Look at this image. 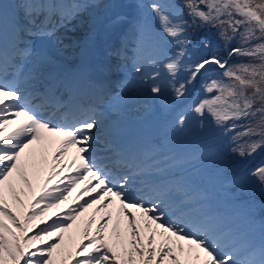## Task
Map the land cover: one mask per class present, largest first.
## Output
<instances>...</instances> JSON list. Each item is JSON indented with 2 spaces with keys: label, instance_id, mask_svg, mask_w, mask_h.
I'll return each instance as SVG.
<instances>
[{
  "label": "snow or ice",
  "instance_id": "snow-or-ice-1",
  "mask_svg": "<svg viewBox=\"0 0 264 264\" xmlns=\"http://www.w3.org/2000/svg\"><path fill=\"white\" fill-rule=\"evenodd\" d=\"M137 7L142 15L135 29L134 69L148 93L154 98L167 95L178 102L200 79L201 95L188 108L201 118V126L207 119L223 134L234 133L231 151L242 157L264 148V0H181L179 4L139 0ZM145 8L154 25L145 19ZM78 11L79 5L56 0H19L9 21L0 2V264H64L65 260L68 264H264V203L249 205V222L259 221L260 241L244 240L243 234L201 202L203 196L192 197V188L171 172L182 167L183 161L168 156L153 160L154 149L142 159L126 152L103 129L93 106L65 99L64 93L70 96L75 87L68 73L52 69L50 57L44 54L31 59L33 47L28 37L53 36L56 28L75 18ZM122 19L117 16L110 25H118ZM189 28L215 29L225 47L236 46L227 52L228 59L213 52L185 63L192 47ZM9 38L11 54L5 47ZM168 44L179 50L165 54ZM200 46L209 49L212 43L205 36ZM233 57L236 60L229 63ZM145 65L150 72L144 70ZM13 123L16 126L8 131ZM186 123V115L178 113V126ZM34 143L40 145L35 152L31 150ZM53 143L57 147L51 170L28 205L31 211L14 214L6 193L15 204L23 206V201L16 194L13 176L32 190L28 168L34 169L33 179H38L46 163V146ZM69 147L76 152L68 165H75V175L64 187L49 189L53 176L58 175L54 170ZM26 149L29 152L22 155ZM249 175L264 191V163ZM88 178L97 186L90 189L86 185L76 199L91 191L96 192L95 197L69 207L50 224L42 221L45 226L28 235L37 227L35 220L67 200L76 183ZM234 186L239 188V183ZM41 203L43 208L38 207ZM113 203L115 219L108 211L98 221L94 217L87 220L82 229L86 244L81 240L69 248L58 243L76 219L74 213L93 204L98 205L96 211L107 209ZM53 239L57 242L48 243Z\"/></svg>",
  "mask_w": 264,
  "mask_h": 264
},
{
  "label": "rangeland",
  "instance_id": "rangeland-1",
  "mask_svg": "<svg viewBox=\"0 0 264 264\" xmlns=\"http://www.w3.org/2000/svg\"><path fill=\"white\" fill-rule=\"evenodd\" d=\"M63 2L67 3L68 0H56V2ZM83 3L78 4L79 5V11L77 14L80 16H84V21L81 23L82 30L80 32L74 31L72 29L73 22L68 23L67 25L63 27H59L56 31V34L51 37H45V38H37L35 41V46L33 49V57L31 59H35V56L37 54H44L47 57H50L52 64L51 68H55L58 66L64 67L65 69H69L75 66H78L80 54L83 56L86 51L88 50L87 41L89 39L90 33L94 30V28H101V19L104 17V13L102 12L106 8H110L108 11L110 14L115 15L116 17L120 15L123 19L118 25H115L114 27V34L115 30L121 26L122 24H127L128 31L126 30V36L127 41L130 42L129 50H132V54L128 56L129 60L123 62L122 66H119L116 71L113 73H110L113 75L117 83L112 84L114 89V94L110 97L109 101L104 103L105 106L108 107L107 110L102 111L100 114H102V118H98L103 125L107 124L110 120L108 118H114L121 121H140V123H144V117L149 115L150 118L155 120V125L158 123L164 122V126H162L156 133L155 138L162 137L159 139V141H154L151 137L146 144L142 145V149L138 152L137 156L138 158H143L144 154L146 152H151L153 149L156 151V155L153 157V160H160L162 157L168 156L173 157L177 160L183 161V165L180 168H174L171 170V172L176 173L179 175L185 183H187L191 188L192 191L190 192V195L194 198L199 199L201 196L204 197V199L201 201L205 206H215V208L211 209L209 207L210 211H213L214 213H217V204H220L219 201L217 204L214 200H211L209 195L210 187L206 188L203 191H193L194 187L199 186L204 183L208 179V173H218L215 168L216 165H213L211 163L202 166L200 168H195L190 171H186L189 168V165L193 163H201L202 160L205 158V155L212 153L214 151L219 150V148L222 146L223 143H225V148L231 147V135L228 134L225 135L221 131H218L216 133L213 132V129H211L208 126L209 120L204 119L203 120V127L202 129L205 130V134L200 133V131H196L197 129V123H202V120L200 121L199 118L192 113L188 106L194 102L198 97L201 95V89H200V79L199 82L197 81L195 88L192 89L190 93V97L184 103V105L179 106L177 108L173 107V109L167 113V107L170 104L169 101H171L170 97L167 95L159 98L152 97L147 90V85H142L140 83L139 75L135 72L134 65L137 63V48H136V42L134 40L135 36V29L138 26V21L141 19V9L137 7V4L139 0H82ZM144 1V0H143ZM38 2H45V0H39ZM151 0H145V4L150 3ZM157 2H165V0H157ZM173 3H181L180 0H171ZM19 3L18 1L13 2V6L15 4ZM14 6V7H15ZM75 7V6H74ZM145 19L148 20L149 23H152L154 25V21L151 19V14L148 12V10L145 8L143 10ZM214 32V31H213ZM216 32V31H215ZM209 38H212L211 35H208ZM199 44L195 41V39H192V47L189 48L187 53H190L189 56L184 57L185 63H191L197 60L195 58L196 51L198 50ZM59 48L60 51L58 50ZM126 49V48H124ZM174 45L168 44L165 45V54H172L176 51H178ZM82 52V53H81ZM64 61H69L67 64H63ZM68 65V66H66ZM145 71L150 72L151 68L147 65L144 67ZM132 71L134 73H132ZM181 76H183V73H181ZM143 100V104H140L138 106L136 105L139 101ZM167 102V106H166ZM175 102V101H173ZM183 113L187 117V123L181 128L177 124V116L178 113ZM197 120V121H196ZM210 124V123H209ZM12 129L10 126L8 127V131ZM180 132H184L182 136H180ZM194 134V135H193ZM203 136L200 139L195 138V136ZM185 138H193V141L190 143L184 144V145H177V140L185 139ZM192 140V139H190ZM153 141V142H152ZM189 141V140H187ZM203 148V150H197ZM52 149L51 146H46V151L44 153L45 159H47L48 156V150ZM229 152V151H227ZM225 152V153H227ZM26 155V154H22ZM50 155V154H49ZM133 155V154H132ZM219 155V153L217 154ZM193 156V157H192ZM157 158V159H155ZM46 165L44 164L41 167V170L38 172V179H33L32 172L34 169L32 167L28 168L29 173V180L33 183L32 190H29L26 186L22 185L19 181V179L15 176L12 178V183L15 186L16 194L20 196L21 201H23V206L15 204L14 201L11 198L10 193H6V199L8 200V206L10 211H12L14 214L19 215L20 213H27L31 211V209L28 207V205L31 203V201L35 198L36 195L39 194L40 187L43 186V181L45 177L48 175L49 172V163L48 160H46ZM168 164L172 163V160L169 159L167 161ZM164 165L161 164L160 167H163ZM213 171H211V170ZM171 175L170 173H166ZM75 174H71L70 176L66 175L63 177V184L59 187V183L61 179L54 180L48 184V188L55 190L57 188L64 187L67 182L68 178L74 176ZM218 176V175H217ZM57 178V177H56ZM153 179H156V176L152 177ZM226 178V176H224ZM219 180H225L223 177H220ZM227 180V179H226ZM87 182L85 180H80L76 183V185L71 189V191L67 194V200L61 202L57 207L48 210V212L41 217V219L35 220L33 223L37 225V227L32 228L28 235H32L33 233L37 232L40 227H44L45 223L42 221L50 224L52 220L56 219V217L63 216V214L67 211L69 207H76L77 204H74L73 202L76 199V191L75 187L82 186V188L85 187ZM218 185L221 184L220 182L217 183ZM96 181L92 182V187H96ZM23 188L24 191L21 192L20 189ZM236 196V192L234 193ZM71 197H75L72 201ZM95 197V196H94ZM237 198V197H235ZM246 199L244 197H241L238 199L235 207L238 209V214L241 212V209L245 205ZM97 204L91 205V207H88L81 211L80 213L74 215L76 216V219L71 222V227L68 228L63 236L64 240L62 242L67 245L69 248H74L77 243H79L81 240H83V243H87V238L82 237V229L85 226L87 220L89 218H95L96 221H98L105 212L111 211L113 213V218L115 219V203L109 205L107 209H100L99 211H96ZM39 208H43V203L38 205ZM219 218L225 222L223 219V212L221 211L218 214ZM123 220V218H122ZM95 222L93 223L92 227L89 229V234L94 231L95 229ZM245 229H242L239 231L241 234H245L246 232L243 231ZM245 232V233H244ZM159 239V238H157ZM57 242L54 239L49 240L48 243ZM43 247V245H40ZM64 264H68V261L65 260Z\"/></svg>",
  "mask_w": 264,
  "mask_h": 264
},
{
  "label": "trees",
  "instance_id": "trees-1",
  "mask_svg": "<svg viewBox=\"0 0 264 264\" xmlns=\"http://www.w3.org/2000/svg\"><path fill=\"white\" fill-rule=\"evenodd\" d=\"M181 2V0H180ZM189 34L192 39L195 41H200L207 36V38L211 41L212 47L209 49H203L201 46L198 49L197 57H201L205 54H212L213 52L224 58L228 59L227 52L231 47H235V44H232L228 47H225L223 41H221L215 29H196L189 28ZM214 31V32H213ZM208 35H211L212 38H209ZM236 60L235 57L229 60V63H233ZM217 129V128H216ZM234 135V133H232ZM233 145L229 148H225L220 155L216 158L215 164L219 167L220 173L219 176H231L232 181H227L226 183L229 185L227 187V192L229 195L225 199L226 203H224V207L226 209L229 208L230 212H234V216L231 219L241 220L240 224L235 227H247L250 226L251 232L256 233V237L261 236L259 221L255 224H250L249 222V205L255 202L257 207L260 206L261 203H264V191L261 190V187L257 181V179L253 176L249 175V172L255 169L261 163H264V148L257 150L254 154L250 156H240L237 153H233L231 151ZM229 151V152H227ZM227 152V153H225ZM233 178H239V181L234 180ZM239 183V188L234 185ZM236 192V196L235 193ZM237 197V198H235ZM244 197L246 199L244 207L241 209V212L238 214V209L235 207L239 198ZM236 218V219H235ZM244 219V220H243Z\"/></svg>",
  "mask_w": 264,
  "mask_h": 264
},
{
  "label": "bare ground",
  "instance_id": "bare-ground-1",
  "mask_svg": "<svg viewBox=\"0 0 264 264\" xmlns=\"http://www.w3.org/2000/svg\"><path fill=\"white\" fill-rule=\"evenodd\" d=\"M110 10V8H106L104 9L102 12L104 13L105 17L108 16V20H101L100 24L102 25V27L97 30V35H101L102 36V40H105V39H109L111 36L114 35V27L115 25H110V21L112 19L115 18V16H112L108 11ZM19 11V9H18ZM71 21L73 22V27L72 29L74 31H78L80 32L82 30L81 28V23L80 22H83L84 21V16H80L79 14L75 15V18L71 19L68 23H71ZM68 23H66L65 25H67ZM95 29V28H94ZM115 36V35H114ZM113 36V37H114ZM101 41V40H100ZM100 42L96 41L93 45H99ZM61 48H59L58 50L60 51ZM92 51H90L89 53L87 52L85 55H83L80 59H79V62L80 64L78 66H76L74 69H72L68 74L70 75V77L76 81V80H80L81 78V74L83 72V69L82 67L85 69V70H88V67L87 65H84V63L86 62V58L89 57L88 60H93V56L91 55ZM190 53H187V56H189ZM88 55V56H87ZM96 92H93V93H90L89 95H92V97L96 96V97H101L99 94L102 95V90L101 89H98V90H95ZM88 100V99H86ZM89 103H92V101H90ZM143 100L142 101H139L136 105L134 106H138L140 104H143ZM101 116V114H100ZM14 120L16 118H13ZM23 118L20 117L19 120H22ZM110 121L106 124V125H103L102 127L104 128L105 131H108L111 133V139H113L114 141H117L118 145H120L122 148H126L130 141L134 140L135 143H137V139L132 136V131L134 129H137L140 125L137 121H132V122H129V121H121V120H118V119H114V118H108ZM149 121V120H148ZM18 122V121H17ZM152 122V121H151ZM102 125V124H101ZM16 126L15 123H13L12 125H10L11 128H14ZM46 135V134H44ZM130 140V141H129ZM52 147V149L48 150V152L51 154H53V152L55 151L57 145L55 143L49 145ZM40 147V145L38 144H33L31 146V148L33 150H38ZM76 156V152H75V149L74 148H71L69 147L67 150H66V153L65 155L63 156V158L61 159V162L59 165H57V167L55 168V172L58 173V175H54L53 176V179L56 181L58 179H61L60 180V185L59 187L63 184V177L68 175L70 176L71 174H75V171H74V167L75 165H73L72 168H69L68 165L72 163L73 159L75 158ZM49 159V171L51 170V165H52V157L51 158H48ZM49 173V172H48ZM57 177V178H56ZM143 179V177H137V180H141ZM87 181V186L91 189L92 188V183L94 180H90V178H88V180H85ZM85 185V186H86ZM82 186H77L76 187V196L77 194L82 190ZM92 193V192H91ZM86 195V194H85ZM83 196V195H82ZM80 197L79 200H76L74 201V204H79V203H83L84 200H88L90 199V197L92 196L91 194L90 195H87V196H84V197ZM75 197H71L72 201Z\"/></svg>",
  "mask_w": 264,
  "mask_h": 264
}]
</instances>
